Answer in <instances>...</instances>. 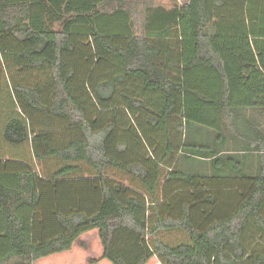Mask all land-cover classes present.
Returning a JSON list of instances; mask_svg holds the SVG:
<instances>
[{
    "label": "trees",
    "instance_id": "1",
    "mask_svg": "<svg viewBox=\"0 0 264 264\" xmlns=\"http://www.w3.org/2000/svg\"><path fill=\"white\" fill-rule=\"evenodd\" d=\"M167 1L0 0V264H264V0Z\"/></svg>",
    "mask_w": 264,
    "mask_h": 264
},
{
    "label": "rangeland",
    "instance_id": "2",
    "mask_svg": "<svg viewBox=\"0 0 264 264\" xmlns=\"http://www.w3.org/2000/svg\"><path fill=\"white\" fill-rule=\"evenodd\" d=\"M154 1L156 3H158V4L165 5L167 7L170 6V3L167 0H154ZM178 3H179L180 6L181 5H186L187 3H189V0H178ZM193 129L196 130V129H203V128L199 127V126H196V125H193L191 130H193ZM204 132H207V133L211 134V137H215V133L213 131H211V130H208V129L204 128ZM0 150H1L2 154L6 153L8 157H12L13 155H15L17 153L15 150H11L8 147L4 150L3 146L0 147ZM24 151H25V149L23 147L19 149V152L22 153V154H24Z\"/></svg>",
    "mask_w": 264,
    "mask_h": 264
},
{
    "label": "crops",
    "instance_id": "3",
    "mask_svg": "<svg viewBox=\"0 0 264 264\" xmlns=\"http://www.w3.org/2000/svg\"><path fill=\"white\" fill-rule=\"evenodd\" d=\"M189 2H190V0H189ZM187 4H188V3H187ZM187 4H186V5H187ZM181 6H185V5H181Z\"/></svg>",
    "mask_w": 264,
    "mask_h": 264
}]
</instances>
